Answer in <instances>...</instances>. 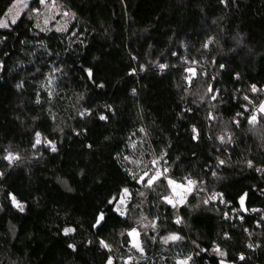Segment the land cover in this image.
I'll return each instance as SVG.
<instances>
[{
	"label": "trees",
	"instance_id": "trees-1",
	"mask_svg": "<svg viewBox=\"0 0 264 264\" xmlns=\"http://www.w3.org/2000/svg\"><path fill=\"white\" fill-rule=\"evenodd\" d=\"M52 1L66 31L37 25ZM44 5L0 27V264H264V112L246 110L264 100V0ZM167 179L197 189L179 211Z\"/></svg>",
	"mask_w": 264,
	"mask_h": 264
},
{
	"label": "rangeland",
	"instance_id": "rangeland-1",
	"mask_svg": "<svg viewBox=\"0 0 264 264\" xmlns=\"http://www.w3.org/2000/svg\"><path fill=\"white\" fill-rule=\"evenodd\" d=\"M29 1L30 0H17V2L15 3L16 8L13 10L11 14L6 16V19L4 20L5 24L6 25L10 24L12 22L13 17H15V20H16L19 14L24 10L26 5H28ZM45 3H46V0H43L42 4L44 5ZM33 13L37 14V19H38L37 25L38 26L45 27V28H55L59 31H66L69 28L70 23L72 21L71 14L68 13L65 9H62L61 6L58 7L56 3L53 1L46 5L44 11H40L39 9H36L34 10ZM262 102H264V100H262ZM260 113L261 112H259V114ZM154 161L156 162L155 164L153 163ZM158 169H160L162 173L159 176L160 178L165 175V171L163 170V167L162 165H160V162L157 158L151 159L150 168L149 170L141 173L140 181H141V177H143V181L145 180L148 181L149 176L153 175V173L158 171ZM145 173H147V175H145ZM167 180L169 181L170 179H167ZM143 181H141V183H143ZM168 181H167L168 195L164 196V200L166 204L169 205L172 209H176L177 211H179L178 208L181 206H186L188 204L190 196L192 195V193H194L193 189H191L192 186L189 184V181L183 182V183L173 181V184H169ZM130 194L131 193L129 191H126L125 194L123 195L121 201L118 203L119 211H124V208L126 207V201L129 200ZM208 200H209V197L205 199V202L207 201L206 203H208ZM177 221H181V219H178ZM133 229H135V235L130 236L129 233L132 232ZM141 233L142 232L139 228V225H136L135 227H133L131 230L127 232L128 237H129L130 251L132 249H136L139 252L142 251ZM177 240L178 239H175V240L169 239V238L167 239L168 242H175ZM133 258H134V255H131L130 257H126L125 262L130 263ZM186 263H187L186 259H182L178 262V264H186ZM224 264H227V263H224Z\"/></svg>",
	"mask_w": 264,
	"mask_h": 264
},
{
	"label": "snow or ice",
	"instance_id": "snow-or-ice-1",
	"mask_svg": "<svg viewBox=\"0 0 264 264\" xmlns=\"http://www.w3.org/2000/svg\"><path fill=\"white\" fill-rule=\"evenodd\" d=\"M41 2H43V0H41ZM15 8H16V4H13L11 7L8 8V10H7V12L5 13V15L8 16L9 14H11ZM12 23H15V17H13V19H12ZM4 26H6L5 22H4V21H0V27H4ZM161 67H163V66H161ZM90 75H91V73H90ZM252 91H253V92L257 91V89L255 88V86H253ZM246 99H247V97H246ZM258 110H259L260 112H264V102H262V103L259 105V109H258ZM101 119H105V117H101ZM255 121H256V116L253 115V116L251 117V119H250L249 122H250V123H254ZM193 131L195 132L196 130L193 129ZM39 142H40L39 134H37V143H39ZM53 151H55V148H54V147H53ZM10 159H15V157H10ZM153 163L155 164L156 162L154 161ZM220 163H224V162L221 161ZM249 166H251V162H249ZM145 175H147V173H145ZM160 175H161V173H160L159 171H156V172L153 173V175L149 176L148 181H147V186H151L152 183H153L156 179H158ZM141 181H143V177H141ZM168 183H169V184H173V181L169 180ZM193 183H194L193 181H189V184H193ZM126 191H127V190H125V192H126ZM12 200H13V204H15L17 207H19L20 210L22 211V210H23V206L20 205V204L15 200V197H13ZM206 202H207V201H206ZM241 205H243V198H241ZM100 219H103V217L101 216ZM98 222H99V221H98ZM71 231H73V229H66V230H65L66 234H67L68 232H71ZM129 235H130V236H131V235H135V229H133L132 232L129 233ZM169 239H173V240H175V239H179V237H177V236H171V237H169ZM101 243L103 244V242H101ZM103 246H104V247H107L106 244H103ZM217 251H219V250L217 249ZM219 254H220V255H224L223 252H220ZM189 259H190V258H189ZM241 259H243V256H241ZM109 264H111V261H109Z\"/></svg>",
	"mask_w": 264,
	"mask_h": 264
},
{
	"label": "built area",
	"instance_id": "built-area-1",
	"mask_svg": "<svg viewBox=\"0 0 264 264\" xmlns=\"http://www.w3.org/2000/svg\"><path fill=\"white\" fill-rule=\"evenodd\" d=\"M259 107L258 106H254L253 108H246V110L247 111H249V113H250V115H251V117L253 116V115H255V116H257L258 114H259ZM158 171L161 173V170L160 169H158ZM162 174V173H161ZM192 187H191V189H193V192L195 193V192H197V189H196V187L194 186V183L193 184H190ZM193 194V193H192ZM209 201H211V197H209V200H208V203H209ZM183 206H181V207H179L178 208V210H180L181 208H182ZM241 218V217H240Z\"/></svg>",
	"mask_w": 264,
	"mask_h": 264
},
{
	"label": "water",
	"instance_id": "water-1",
	"mask_svg": "<svg viewBox=\"0 0 264 264\" xmlns=\"http://www.w3.org/2000/svg\"><path fill=\"white\" fill-rule=\"evenodd\" d=\"M242 210H243L244 212H246V208H245V206H244V202H243V205H242Z\"/></svg>",
	"mask_w": 264,
	"mask_h": 264
}]
</instances>
